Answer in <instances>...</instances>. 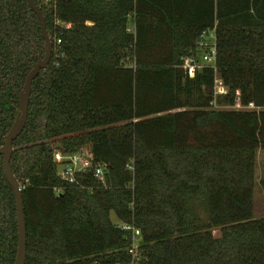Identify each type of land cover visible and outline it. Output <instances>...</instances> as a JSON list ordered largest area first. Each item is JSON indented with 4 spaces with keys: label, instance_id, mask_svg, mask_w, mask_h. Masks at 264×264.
Segmentation results:
<instances>
[{
    "label": "trees",
    "instance_id": "16d2710c",
    "mask_svg": "<svg viewBox=\"0 0 264 264\" xmlns=\"http://www.w3.org/2000/svg\"><path fill=\"white\" fill-rule=\"evenodd\" d=\"M34 1L54 48L13 142L26 264H130L132 230L121 224L140 230V264H264V216L254 210L264 0ZM214 26L216 70L191 76L184 59ZM45 49L28 0H0L4 135ZM216 76L227 92L216 93ZM56 148L91 150L105 165L104 181L77 174L83 188L62 179ZM260 183L264 191V177ZM17 249L16 197L0 153V264H14Z\"/></svg>",
    "mask_w": 264,
    "mask_h": 264
},
{
    "label": "built area",
    "instance_id": "2783aa9c",
    "mask_svg": "<svg viewBox=\"0 0 264 264\" xmlns=\"http://www.w3.org/2000/svg\"><path fill=\"white\" fill-rule=\"evenodd\" d=\"M129 30H133V28L129 27ZM197 44V51L194 57H185L183 63V66L191 76H194L198 69L205 66L213 67L216 70L218 53L216 26L208 30H203L199 36ZM219 92H227V87L222 83L221 79L216 76V93ZM212 104L216 107H222L215 101H213ZM236 106L239 108H253L255 107V104H237ZM53 160L57 165L59 176L62 179L68 180L70 183L77 184L83 188L86 187V184L80 181L77 177V174L80 173L85 175L87 173H92L94 178L99 181H104L105 165L100 161H96L91 150L87 148L74 152H65L56 148L53 152ZM121 226L125 229L132 230L133 241L129 247V253L132 257L130 264H140L142 259V254L139 250L140 230L127 224H121Z\"/></svg>",
    "mask_w": 264,
    "mask_h": 264
},
{
    "label": "water",
    "instance_id": "95a60500",
    "mask_svg": "<svg viewBox=\"0 0 264 264\" xmlns=\"http://www.w3.org/2000/svg\"><path fill=\"white\" fill-rule=\"evenodd\" d=\"M32 9L41 21L42 33L46 41V49L43 56H40L36 64L28 71L23 88L19 93L20 111L4 135L0 129V141L4 138V143L0 145V153L3 154L4 172L7 180L14 189L16 197L17 218H18V249L14 264H26L27 260V223L24 211V200L22 192V175L17 176L11 167V158L14 152L13 142L24 130L29 114V103L32 93L33 80L43 68H46L52 58L54 42L53 37L48 33L46 16L41 7L34 0H28Z\"/></svg>",
    "mask_w": 264,
    "mask_h": 264
},
{
    "label": "rangeland",
    "instance_id": "374dc122",
    "mask_svg": "<svg viewBox=\"0 0 264 264\" xmlns=\"http://www.w3.org/2000/svg\"><path fill=\"white\" fill-rule=\"evenodd\" d=\"M132 27V24L130 25ZM227 107V106H226ZM238 107V106H228ZM264 177V149H259L257 152V163H256V184L254 193V210L255 215L264 216V191L261 186V179ZM111 217L114 221H118L114 212H111ZM216 235L220 234V229H216Z\"/></svg>",
    "mask_w": 264,
    "mask_h": 264
},
{
    "label": "crops",
    "instance_id": "0c3cea01",
    "mask_svg": "<svg viewBox=\"0 0 264 264\" xmlns=\"http://www.w3.org/2000/svg\"><path fill=\"white\" fill-rule=\"evenodd\" d=\"M89 24H91V22H89ZM67 26H70V24H67Z\"/></svg>",
    "mask_w": 264,
    "mask_h": 264
}]
</instances>
